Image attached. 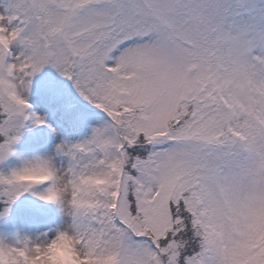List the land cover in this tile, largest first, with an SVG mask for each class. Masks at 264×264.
<instances>
[{
  "label": "snow or ice",
  "instance_id": "6c2138e0",
  "mask_svg": "<svg viewBox=\"0 0 264 264\" xmlns=\"http://www.w3.org/2000/svg\"><path fill=\"white\" fill-rule=\"evenodd\" d=\"M0 264H264V0H0Z\"/></svg>",
  "mask_w": 264,
  "mask_h": 264
}]
</instances>
